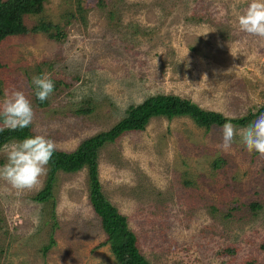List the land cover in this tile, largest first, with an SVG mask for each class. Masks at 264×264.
<instances>
[{"label": "rangeland", "instance_id": "obj_1", "mask_svg": "<svg viewBox=\"0 0 264 264\" xmlns=\"http://www.w3.org/2000/svg\"><path fill=\"white\" fill-rule=\"evenodd\" d=\"M249 2L47 0L42 18L65 38L55 42L40 32L2 43L0 100L23 91L34 136L66 152L156 95L228 119L248 117L246 127L264 114H257L264 105V40L238 26ZM44 74L54 89L48 105L38 106L32 77ZM80 107L92 112L74 115ZM234 126L227 152L219 148L221 128L206 132L189 118L153 119L101 149L102 191L150 264H264V156L249 153L243 127ZM13 143L0 150V167ZM217 156L228 161L225 169H212ZM46 177L47 171L23 191L0 179V264H117L88 203L86 171L57 174L56 221L50 205L32 200ZM52 228L56 246L44 256Z\"/></svg>", "mask_w": 264, "mask_h": 264}, {"label": "trees", "instance_id": "obj_2", "mask_svg": "<svg viewBox=\"0 0 264 264\" xmlns=\"http://www.w3.org/2000/svg\"><path fill=\"white\" fill-rule=\"evenodd\" d=\"M46 1L0 0V46L10 37L40 32L47 34V37L55 42H62L65 38L63 32L57 26L47 25L44 22V18H42ZM79 12L81 13V8H79ZM36 17L39 19L37 26L29 28L27 23ZM70 17L72 18L73 15ZM33 99L38 106L48 105L47 100L41 102L37 99L34 92ZM91 112V109L80 107V109L74 112V115H89ZM263 112L264 105L257 111V114ZM249 117H253V115H249ZM176 118H189L194 122L196 127L202 128L206 132L212 128H222L226 122L243 127L248 120V117L240 119L224 118L221 114L201 110L190 101L176 96L156 95L148 97L135 106H129L123 112L120 120L111 129L83 140L74 151L66 152L55 149L52 158L46 165L48 170L45 186L32 200L43 206L50 205V217L53 221H56L53 189L57 174H72L85 170L88 177V203L105 236L103 244L109 246L116 263L150 264L139 249L137 237L128 229L127 218L118 212L102 191L98 178L99 153L107 145L116 143L124 134L144 131L153 119L171 121ZM0 126H2V123H0ZM33 136L31 125L14 131L5 128L3 131H0V150L7 143L18 142L26 137ZM227 165L228 161L222 156H217L211 163L212 169L215 171L223 170ZM250 207L252 210L260 209V206L257 204H251ZM55 229L52 228L49 242L42 248L44 256H46L51 248L56 246L54 238Z\"/></svg>", "mask_w": 264, "mask_h": 264}, {"label": "clouds", "instance_id": "obj_3", "mask_svg": "<svg viewBox=\"0 0 264 264\" xmlns=\"http://www.w3.org/2000/svg\"><path fill=\"white\" fill-rule=\"evenodd\" d=\"M240 31L249 36L264 40V0H250L248 6L238 17ZM34 95L41 102L53 92L52 79L44 74L33 76ZM34 117L30 100L21 90L5 93L0 100V131L28 127ZM237 136V129L231 122L221 128L222 151H229ZM241 143L246 150L264 156V114L239 130ZM56 149L55 142L43 135L26 137L11 144L7 151V162L0 167V179L18 191L32 190L40 184V177L46 174Z\"/></svg>", "mask_w": 264, "mask_h": 264}]
</instances>
